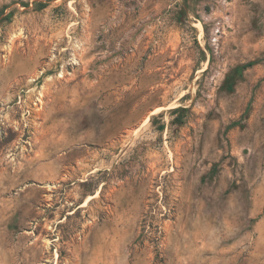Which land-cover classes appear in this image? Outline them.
Here are the masks:
<instances>
[{
    "label": "rangeland",
    "instance_id": "374dc122",
    "mask_svg": "<svg viewBox=\"0 0 264 264\" xmlns=\"http://www.w3.org/2000/svg\"><path fill=\"white\" fill-rule=\"evenodd\" d=\"M0 264H264V0H0Z\"/></svg>",
    "mask_w": 264,
    "mask_h": 264
},
{
    "label": "trees",
    "instance_id": "16d2710c",
    "mask_svg": "<svg viewBox=\"0 0 264 264\" xmlns=\"http://www.w3.org/2000/svg\"><path fill=\"white\" fill-rule=\"evenodd\" d=\"M44 6H46V5H44Z\"/></svg>",
    "mask_w": 264,
    "mask_h": 264
}]
</instances>
